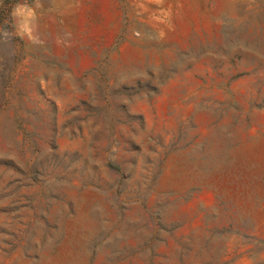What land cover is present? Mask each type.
Listing matches in <instances>:
<instances>
[{"label": "rangeland", "instance_id": "rangeland-1", "mask_svg": "<svg viewBox=\"0 0 264 264\" xmlns=\"http://www.w3.org/2000/svg\"><path fill=\"white\" fill-rule=\"evenodd\" d=\"M0 264H264V0H0Z\"/></svg>", "mask_w": 264, "mask_h": 264}]
</instances>
